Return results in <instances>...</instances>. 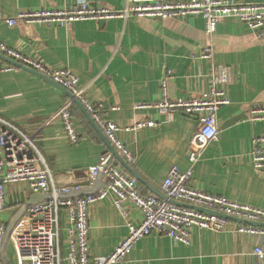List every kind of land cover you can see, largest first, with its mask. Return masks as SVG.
I'll list each match as a JSON object with an SVG mask.
<instances>
[{
    "label": "crops",
    "instance_id": "1",
    "mask_svg": "<svg viewBox=\"0 0 264 264\" xmlns=\"http://www.w3.org/2000/svg\"><path fill=\"white\" fill-rule=\"evenodd\" d=\"M0 1L4 15L14 17L20 11L81 2L121 11L127 0ZM1 42L37 57L48 68L72 70L88 99L102 104V116L119 125L120 140L136 157L134 163L128 162L153 186L162 190L173 166L183 171L192 167L191 186L264 209V174L252 165L253 138L264 134V122L251 121L247 116L251 107L264 106V38L239 20L222 18L217 31L209 34L201 16L167 20L130 16L81 21L72 27L23 21L9 26L3 19ZM208 46L214 52L210 60L201 57ZM222 68L229 80L231 102L218 112L219 139L206 146L193 164L189 145L197 129L195 119L181 112L169 118L156 108L137 110L136 105L157 102L164 78L168 79L171 100L200 95L208 88L212 73L218 74ZM67 98L55 84L23 68L0 75V116L24 133L38 132L36 144L56 179L82 185V194L96 193L102 179L94 180L89 168L101 155L112 153L76 104L74 118L80 140L69 141L61 119L53 118ZM237 115L244 116L224 127ZM148 119H155L158 125L132 129ZM138 184L154 194L143 183ZM26 189L24 183L11 185L8 195L21 196L26 202L31 197ZM21 208L12 203L0 217L11 221ZM137 212H133L134 221ZM60 216L62 227H66V213L62 211ZM238 224L228 220L225 229L216 233L196 228L189 245L152 234L140 240L120 264H264V256L256 253L257 247L264 250V235L241 233ZM89 226L92 255H109L128 232L113 196L90 208Z\"/></svg>",
    "mask_w": 264,
    "mask_h": 264
},
{
    "label": "built area",
    "instance_id": "2",
    "mask_svg": "<svg viewBox=\"0 0 264 264\" xmlns=\"http://www.w3.org/2000/svg\"><path fill=\"white\" fill-rule=\"evenodd\" d=\"M142 17L167 20L201 16L205 29L214 34L222 18L233 17L242 22L257 37L264 38V2L242 3L235 0H127L123 10L117 11L105 6H94L81 2L67 6L42 7L35 10L20 11L14 17H6L0 1V20L9 26L19 21L29 24H59L72 27L81 21H101L115 18ZM0 53L29 66L53 79L68 89L91 113L107 138L125 158L134 163L136 157L119 138L121 130L116 122L100 113L102 104L91 102L85 89L80 85L79 77L70 69H51L37 57L23 54L17 48L0 43ZM214 56L211 46L203 49L201 57L210 60ZM16 69L11 63H4L0 57V75ZM225 68L218 74L212 73L211 82L200 95L171 100L168 97V79L161 82V97L154 103L136 105V109L156 108L169 118L176 113H184L195 119L196 133L189 145L190 161L195 164L202 156L206 146L219 139L218 112L222 106L230 104L228 95V77ZM171 75V71L168 72ZM73 98H67L53 118L59 117L65 133L72 143H78L80 133L72 114ZM251 121L264 122V106H253L247 114ZM11 128L8 130L5 128ZM155 119L142 120L132 129L156 127ZM38 132L27 134L0 116V212L10 204H24L23 198L8 195L11 185L25 184L30 195L50 193L42 202L29 205L24 212L22 226L26 230L15 233L16 225L8 241L13 245L16 264H120L127 259L134 247L145 237L163 234L173 241L191 244L194 229L221 232L228 223L227 218L217 213L206 212L199 208L215 211L249 221L264 222V209L229 199L226 196L207 192L191 186L193 168L186 171L173 166L162 183V190L170 200L154 194H144L138 180L130 176L123 167L111 160V154L101 155L99 161L90 169L91 177L102 179L96 193L82 194L84 188L72 181L56 179L36 144ZM252 165L255 171L264 174V134L253 138ZM114 197V202L126 220L127 234L109 255H92L89 234V210L105 200ZM199 207V208H196ZM138 211V219L133 220V212ZM134 210V211H133ZM67 216V226L61 225V212ZM18 221V222H19ZM9 221L0 217V257ZM17 222V223H18ZM65 231L67 239L64 245L68 252L64 255L61 236ZM241 233L264 235V226L238 224ZM263 257L264 250L256 248ZM1 261V260H0Z\"/></svg>",
    "mask_w": 264,
    "mask_h": 264
},
{
    "label": "water",
    "instance_id": "3",
    "mask_svg": "<svg viewBox=\"0 0 264 264\" xmlns=\"http://www.w3.org/2000/svg\"><path fill=\"white\" fill-rule=\"evenodd\" d=\"M0 57L2 59H4L5 61L15 65L16 67H20L23 68L27 71H30L36 75H38L39 77H41L42 79L49 81L53 84H55L59 89H61L69 98H73V103L78 105L81 110L83 111V113L85 114V116L87 117V119L90 121V123L92 124V126L96 129V131L99 133V135L103 138L104 142L106 143V145L108 146V148L111 151V160L113 159H117L118 162L120 163V165L127 170L132 176H134L139 182L143 183L144 185H146L156 196L165 199V200H170L171 202H174L176 204H181L179 202L174 201L173 199H169L168 196L160 189H158L157 187L153 186L151 183H149L147 180H145L134 168V166L132 164H130L128 162V160L114 147V145L110 142V140L107 138V136L105 135V133L103 132V130L101 129V127L97 124V122L95 121V119L92 117L91 113L86 109L85 105L79 100L74 98L73 94L66 89L65 87H63L62 85L56 83L53 79H51L50 77L46 76L45 74L29 67L26 65H23L22 63L15 61L14 59H11L7 56H5L4 54L0 53ZM244 115H237L231 119H229L228 121H226L224 127H228L230 125H233L234 123H236L237 121H239L240 119L243 118ZM98 182H100V177L97 179ZM50 197V193H39V194H33L31 195L30 199L26 202H24L23 207L18 211V213L13 217V219H11V221L8 224V228H7V232H6V236H5V240H4V244H3V249L1 252V257H0V264H10L8 256L6 254V245L8 242V238L10 233L12 232L14 226L17 224V222L21 219V217L23 216L24 212L26 211L27 207L29 205L32 204H36L39 202H42L43 200H45V198H49ZM199 208V207H196ZM201 210H204L206 212H211V213H217L218 215L225 217L229 220H233L239 223H243V224H249V225H254V226H264V222H255V221H249V220H245V219H241V218H237V217H233V216H228L222 213H218L215 211H210L204 208H199Z\"/></svg>",
    "mask_w": 264,
    "mask_h": 264
},
{
    "label": "rangeland",
    "instance_id": "4",
    "mask_svg": "<svg viewBox=\"0 0 264 264\" xmlns=\"http://www.w3.org/2000/svg\"><path fill=\"white\" fill-rule=\"evenodd\" d=\"M176 114H179V113H176ZM23 222H24L23 219L21 221H19L15 227V230H13V232L18 233V232H22V231L26 230V227L22 226ZM66 239H67V236L64 234L62 236V250H63L64 255H66L68 252V248L64 245V242ZM6 254L8 256L10 264H16L15 250H14L13 245L10 241H8L7 245H6ZM25 264H30V263L25 262Z\"/></svg>",
    "mask_w": 264,
    "mask_h": 264
},
{
    "label": "trees",
    "instance_id": "5",
    "mask_svg": "<svg viewBox=\"0 0 264 264\" xmlns=\"http://www.w3.org/2000/svg\"><path fill=\"white\" fill-rule=\"evenodd\" d=\"M76 105L73 103L72 104V107H71V109H72V114H73V116H75V114H74V112H76ZM115 162V161H114ZM116 164H119V163H117V162H115ZM141 188H142V186H141ZM143 192H144V194H150V193H147V191L145 190V189H141Z\"/></svg>",
    "mask_w": 264,
    "mask_h": 264
}]
</instances>
